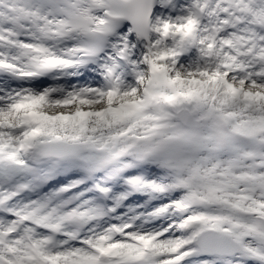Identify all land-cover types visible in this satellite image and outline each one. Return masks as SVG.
I'll return each mask as SVG.
<instances>
[{
    "label": "snow or ice",
    "instance_id": "snow-or-ice-1",
    "mask_svg": "<svg viewBox=\"0 0 264 264\" xmlns=\"http://www.w3.org/2000/svg\"><path fill=\"white\" fill-rule=\"evenodd\" d=\"M0 264H264V0H0Z\"/></svg>",
    "mask_w": 264,
    "mask_h": 264
}]
</instances>
